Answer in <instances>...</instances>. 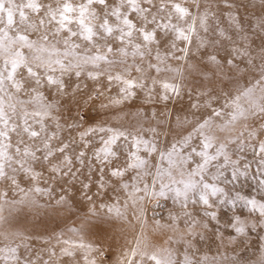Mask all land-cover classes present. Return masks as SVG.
<instances>
[{"label": "snow or ice", "instance_id": "1", "mask_svg": "<svg viewBox=\"0 0 264 264\" xmlns=\"http://www.w3.org/2000/svg\"><path fill=\"white\" fill-rule=\"evenodd\" d=\"M183 2L184 0H112L111 3L109 0H0V182H7L14 192L20 194L19 201H8L7 193L0 191V213L6 203L37 206L35 195H48L51 192L50 187L38 186L43 174L35 170L37 164L47 166V171L51 173L50 179L67 178L66 182L69 184L79 179L85 168L88 180L97 171L98 184L103 189L105 168H108L112 177H123L125 171L133 168L140 170L138 175L141 179L143 175H152L148 169L153 165L149 159L138 155L141 150L148 157L157 154V163L154 166L151 190L148 184H144L142 189L133 184L132 191L128 193L133 204L144 199V196L135 195L138 192L143 191L145 196L156 198L164 197L167 191H171L176 198H183L185 206L190 199L198 197L200 203L211 208L210 197L225 194V189L215 183L223 177L222 168L230 164L234 180L239 175L246 174L240 172L238 161L233 160L228 153V145L236 141L232 136H227L223 141L217 142L214 131L232 132L239 121L252 119L255 122L257 117L261 121L258 128H249L246 124L247 136L241 131L236 139L241 145L247 140L257 142L252 147L258 158V174L264 176V138H261V134H264V69L255 84L238 89L234 95L229 94L223 109L212 108L206 100L204 106L212 108L211 115L197 121L187 135L164 148H159L154 138L144 139L141 135L144 131L142 128H114L107 124L76 131L74 136L66 140L61 133L80 129L81 125L68 124L65 129L59 117L54 114L55 102L49 101L40 91L47 86L55 87L57 93L64 94L66 76L80 78L85 74L95 82L96 96L99 97L104 95L105 90H110L104 89L99 79L106 77L109 86L114 82L120 85L119 95L109 99L110 105L120 104L135 95L133 88H145L148 69L154 68L157 73H173L174 78L182 77L181 67L173 68L166 62L168 59L185 60L190 53L194 36L198 46L203 47L204 40L199 36L196 26L198 22L199 28L207 32V20L211 15L207 9L199 11L198 0H192L197 8L196 12L184 7ZM169 36L172 37L171 40L168 39ZM177 41H183L184 47L178 48ZM162 44L167 51H161ZM177 52L181 55H176ZM238 54L248 53L241 51ZM129 56L133 57L132 64L128 63ZM149 56L157 64L148 61L147 69L134 62L139 57L143 63ZM209 59L216 62L215 56ZM116 67L120 71L114 72ZM188 67L193 68L194 65L189 64ZM132 68L140 75L129 79L127 74ZM157 84L163 89L161 99H168V93L177 96L180 94L181 84L178 79L176 83H170L152 77L149 94L151 87ZM192 107L198 108L200 105L193 104ZM213 118H219L221 123H215ZM46 120L52 121L55 131H49ZM148 131L156 133L155 128ZM197 138L199 145L194 146L193 141ZM120 141L123 144L118 143ZM128 143L135 151L128 152L127 168L112 167L113 160L118 157L117 149L123 147L126 150ZM214 146V154H210L208 150ZM69 149H72L71 153ZM240 150L243 151V148ZM220 157H223V163L214 164ZM210 167H214L216 171L210 172ZM243 167L247 169L248 165ZM21 173L32 182L28 189L21 187L18 182L17 177ZM206 177L213 183H209ZM47 182L45 180L46 184ZM81 187L86 195L89 184L81 182ZM121 187L128 189L129 186L122 184ZM259 187L264 191V178L259 179ZM86 199L91 201L92 197L86 195ZM192 202L197 201L192 199ZM56 203H66L65 196L61 195ZM244 203L253 212H259V220L250 222L236 216L230 227L240 235L245 234L249 228L252 231L257 228L264 230V202L251 198L244 200ZM100 207L104 208L105 205ZM107 207L109 213L122 215L118 207ZM206 214L216 218L215 213ZM0 220H3L2 215ZM68 231L76 238L58 236L57 243L63 245L59 255L49 249V259L42 264H60L63 257H68L70 264H79L76 261L77 253H80L83 264H97L92 253L97 252L102 256L103 252L85 240L82 230L70 228ZM26 239L17 232L0 231V241H6L0 245V259L4 264H37L36 260L22 258L19 254L21 247L28 249ZM259 239L264 241V236ZM185 243L183 258L177 261L172 249L149 252L147 245L141 248L138 241L137 246L125 252L120 264H216L218 258L210 261L206 255L194 262L187 254L190 243ZM261 250L264 252V247ZM137 256L139 259L135 260ZM260 264H264V259Z\"/></svg>", "mask_w": 264, "mask_h": 264}, {"label": "rangeland", "instance_id": "2", "mask_svg": "<svg viewBox=\"0 0 264 264\" xmlns=\"http://www.w3.org/2000/svg\"><path fill=\"white\" fill-rule=\"evenodd\" d=\"M198 2L199 11L207 9L211 14L207 20V32L199 28L198 22L196 26L199 36L204 40L203 47L198 46L194 36L190 53L185 60L168 59L166 62L173 68L181 67L182 77L174 78L173 73L165 71L157 73L154 68L148 69L145 88H133L135 95L120 104L110 105L109 99L118 97L120 85L114 82L109 86L106 77L99 79L104 89L110 90H105L104 95L99 97L96 96L95 82L88 79L85 74L80 78L74 75L66 76L64 94L57 93L55 87L45 86L40 89L49 101L55 102L54 114L59 117L65 129L68 124L81 125L80 129L62 132L64 139H70L76 131L84 128L107 124L114 128H142L144 131L141 135L144 139L154 138L158 147L164 148L187 135L197 121L210 116L212 108L223 109L229 94L234 95L238 89L255 84L264 69V0H198ZM183 6L192 12L197 11L192 0H184ZM168 39L171 40L172 37L169 36ZM152 47L155 50V45ZM177 47L183 48L184 42L177 41ZM161 51H167L163 44ZM241 51L248 54H238ZM176 55L181 53L177 52ZM212 56H215L216 62L209 59ZM148 61L157 64L151 56L146 57L143 63L136 57L134 62L147 69ZM228 61L232 63L229 64ZM128 63H133V57H128ZM189 64L194 67L189 68ZM113 71L118 72L120 69L116 67ZM139 75L135 68H132L127 78L132 79ZM152 77L170 83H176L178 79L181 84L180 94L177 96L168 93V99H161L163 89L159 84L151 87L149 94L148 88L151 86ZM206 100L210 102L212 108L204 106ZM193 104H199L200 107L193 108ZM213 120L217 124L221 123L219 118ZM260 122V118L257 117L255 122L252 119L239 121L232 132L214 131L217 142L223 141L227 136H232L236 141L228 145V153L233 160L238 161L240 172L246 174L239 175L234 180L232 166L229 164L222 168L223 177L215 183L225 189V194L210 197V201L214 202L211 208L200 203L198 197H193L192 199L197 201V212L193 211L191 214L183 198H176L175 193L171 191H167L164 197L156 198L145 196L143 191L138 192L135 195L144 196V199L133 204L128 195L133 184L141 189L144 184H148L151 190L154 166L157 163V154L148 157L147 153L141 150L138 155L149 159L153 165L148 169L152 175H143L141 179L138 175L140 170L133 168L125 171L123 177H112L108 168H105L103 189L99 187L97 171H94L91 180H88L85 168L79 179L69 184L66 182L67 178L50 179L51 173L47 171L46 165H35V170L43 174L38 186L50 187L51 192L48 195H35L37 206L26 203L4 204V210L0 213L3 216V220H0V231L17 232L26 237L28 249L21 247L19 254L22 258L36 260L37 264L49 259V249L59 255L63 245L57 243L58 236L76 238L68 231L70 228L82 230L85 240L103 252L102 256L97 252L92 253L97 264H120L125 252L137 246L138 241L141 248L147 245L149 252L172 249L176 253L177 261L183 258L187 241L190 243L187 254L194 262H198L201 256L206 255L210 261L212 258H218L216 264H260L264 259V252L261 250L264 241L259 237L264 236V230L257 228L256 231H252L249 228L245 234L240 235L230 227L236 216L250 222L259 220V212H253L244 203V200L251 198L264 202V191L259 187V179L264 176L258 174V158L252 147L257 142L247 140L241 145L236 137L241 131L247 136L246 124L249 128H258ZM45 123L49 125V131H55L52 121L46 120ZM151 128H155L156 133L148 131ZM261 138H264V134H261ZM118 143L123 144V141ZM193 145H199L198 138L193 141ZM241 147L243 151L240 150ZM117 151L118 157L113 160L112 167L127 168L128 152L135 149L128 143L126 150L120 147ZM208 151L214 154L215 146ZM69 152L71 153L72 149H69ZM194 159L199 160L198 157ZM220 163H223V157L214 162ZM245 164L248 165L247 169L243 167ZM209 171L214 173L216 169L210 167ZM17 179L20 186L25 189L32 184L23 173L19 174ZM206 179L213 183L209 177ZM45 180L48 181L47 184ZM81 182L89 184L86 195L92 197L91 201L86 199ZM122 184H127L128 189L122 188ZM0 191L7 193L8 201L20 200V194L14 192L7 182H0ZM61 195L65 196L66 203L57 204L56 201ZM102 204L105 205L104 208L100 207ZM110 205L118 207L122 215L109 213L107 206ZM206 213H215L216 218L213 219ZM3 243L6 241H0V245ZM134 259L138 260L139 257ZM76 261L83 264L80 253H77ZM0 264H4L2 259ZM60 264H70L69 258L63 257Z\"/></svg>", "mask_w": 264, "mask_h": 264}, {"label": "bare ground", "instance_id": "3", "mask_svg": "<svg viewBox=\"0 0 264 264\" xmlns=\"http://www.w3.org/2000/svg\"><path fill=\"white\" fill-rule=\"evenodd\" d=\"M211 203H212V205H213V201L211 200L210 201ZM185 203V202H184ZM187 205L189 206V210L191 211V214L193 213V211H196L197 212V210H196V205H197V202L196 203H193L192 202V199H190L188 202H187ZM214 205H216V204H214Z\"/></svg>", "mask_w": 264, "mask_h": 264}]
</instances>
